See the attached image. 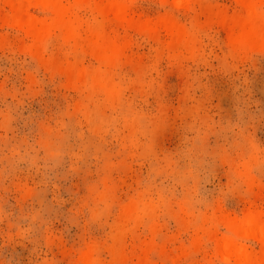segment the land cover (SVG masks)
I'll use <instances>...</instances> for the list:
<instances>
[{
  "label": "rangeland",
  "instance_id": "obj_1",
  "mask_svg": "<svg viewBox=\"0 0 264 264\" xmlns=\"http://www.w3.org/2000/svg\"><path fill=\"white\" fill-rule=\"evenodd\" d=\"M97 8L75 12L84 39L96 25L124 46L109 68L58 31L38 58L0 0V264H84L89 247L93 264H237L217 240L228 220L264 214V45H233L236 0H128L130 21ZM166 15L188 47L137 27ZM70 65L109 70L116 95L74 83Z\"/></svg>",
  "mask_w": 264,
  "mask_h": 264
},
{
  "label": "bare ground",
  "instance_id": "obj_2",
  "mask_svg": "<svg viewBox=\"0 0 264 264\" xmlns=\"http://www.w3.org/2000/svg\"><path fill=\"white\" fill-rule=\"evenodd\" d=\"M72 1L73 3H66V0H4L10 9L8 18L15 24L25 28L35 39L34 53L38 58L43 56L46 38L54 31H58L64 39L72 42L76 49L88 48L99 63L106 68L116 65L123 54L124 46L112 37L105 35L106 33H101L96 25L86 28L87 36L84 39L81 32L82 19L75 12V7L90 0ZM163 1L179 5L185 0ZM236 1L241 6L242 13L231 21L225 22L230 30H239V35L233 36V45L244 48L264 45V16L257 11L258 6L264 4V0ZM96 3L98 13L103 17L112 18L116 21H130L127 20L130 18L128 0H96ZM30 7H38L43 11H47L49 16L36 17L29 13ZM137 27L143 32H152L158 27H164L169 32L176 50H179L181 46L188 47L193 42L192 36L185 32L169 15L164 16L158 23L143 22ZM63 72L76 84L93 80L108 96L116 95L117 90L112 82L109 70L99 75L95 71L70 65ZM137 209V204H132L127 209L126 215L133 216ZM226 226L229 233L222 238H218L217 252L223 258H234L237 264L246 262L264 264V214L247 211L240 218L228 220ZM250 237L262 243L263 251L259 255L249 252L244 244L243 240ZM95 249L89 247L85 250L83 254L84 264L94 263ZM119 255V260H122L124 254L120 252Z\"/></svg>",
  "mask_w": 264,
  "mask_h": 264
}]
</instances>
